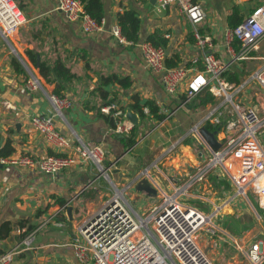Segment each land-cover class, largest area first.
<instances>
[{
  "label": "crops",
  "instance_id": "0c3cea01",
  "mask_svg": "<svg viewBox=\"0 0 264 264\" xmlns=\"http://www.w3.org/2000/svg\"><path fill=\"white\" fill-rule=\"evenodd\" d=\"M194 1L200 3L205 11V18L197 24H192L176 5L159 9L157 0H102L106 29L98 34L85 35L76 22L67 20L64 12L57 8V0H16L23 6L27 20L9 40L0 35V145L10 139L14 149L12 154L2 158H16L23 154L36 158L74 154L73 145L78 142L101 143L106 152V165L114 162L109 171L111 180L120 188L129 184V188L134 189L135 185H131V182L140 170L150 164L145 163L141 167L148 158L154 161L164 156L161 163L165 174L158 179L161 185L169 189L180 185V181L189 178L188 175H194L206 161L199 154L201 151L195 152L192 141L199 143L204 151L207 148L205 141L192 128L202 121L203 117L198 114L213 103L189 108L182 104L183 93L167 95L158 74L144 64L139 43L147 41L150 34L157 33L166 40L167 58H173L171 62L184 66L191 74L202 67L203 51L195 39V32H198L201 37L210 39L211 46L206 50H212L216 57L229 62L227 70L236 67L243 71L240 82H244V92L251 91L245 84L251 82L261 63L254 66L256 60H234L223 43L224 30L229 27L228 17L232 10L238 9L239 18L244 19L260 0ZM126 10L135 11L140 19L138 41L132 45L118 43L108 32V28L117 23V14ZM233 48L237 52L239 44L236 48L234 43ZM26 50L40 53L41 58L59 56L76 74L65 92L71 104L62 111V116L55 118L57 128L73 142L67 151L48 146L30 124L31 116L52 108L48 95L52 93L54 85L46 83L40 76L35 65L27 58ZM252 55L264 56V39ZM13 59L20 63L22 72L15 69ZM101 74H116L132 79L127 89L116 84L108 87L123 106V115L131 123V128L138 126L137 140L130 147H125L123 134L114 133L107 121L95 113L94 107L102 104L103 99L97 93H91V90ZM32 77L38 81L39 88H27ZM110 92L108 98L111 97ZM251 93L250 100L258 106L256 97ZM134 95L140 103L146 100L156 102L160 107L159 112L166 118L171 110L170 118H165L166 122L173 119V122H168L170 128L164 137L166 141L153 140L150 136L154 130L141 134L149 122L156 121L151 116L140 118L137 111L129 107ZM244 98L246 101L247 97ZM4 102L9 105L5 106ZM128 109L136 116V122L127 115ZM166 142L169 143L164 147ZM172 146L174 150L169 153L168 148ZM208 152L209 149L202 154ZM210 173L214 175L209 176ZM209 175L208 179L215 180L212 194L211 189L205 187L202 190V185L196 184L189 188L182 199L189 204L194 202L207 208L213 207L211 211L216 209L213 211L214 221L223 241L214 250L204 239L200 242L213 264L224 263L220 259L224 245L235 247L233 243L236 242L238 247L240 245L245 250L251 242L260 240L264 247V210L256 195L251 191L256 201L248 196L236 195L233 184L223 176L220 167L213 168ZM166 177H169L168 180ZM105 182L102 175L99 176L95 163L89 160H79L53 175L12 163H0V251L18 245L26 233L36 230L30 247L20 245L11 264H78L72 250V236L81 222L111 196L103 194ZM134 193L139 194L136 190ZM201 194L208 198L206 202L201 199L204 197ZM59 200L65 202L60 204ZM69 206L72 218L67 212ZM56 222H60V225ZM238 252L233 248L229 254L236 255ZM224 264L238 262L233 260Z\"/></svg>",
  "mask_w": 264,
  "mask_h": 264
},
{
  "label": "built area",
  "instance_id": "2783aa9c",
  "mask_svg": "<svg viewBox=\"0 0 264 264\" xmlns=\"http://www.w3.org/2000/svg\"><path fill=\"white\" fill-rule=\"evenodd\" d=\"M170 5H176L192 24H197L205 18L202 5L194 0H157L159 9ZM57 8L64 12L67 20L76 22L85 35L98 34L106 29L105 18H93L80 0H57ZM26 20L16 0H0L2 38L9 40ZM108 32L118 43L132 44L123 36L118 23L112 24ZM195 39L203 51V68L191 74L184 66L167 67V53L163 46L143 41L139 43V49L144 64L158 74L167 95L174 96L181 92L185 96L182 104H186L197 94L208 90L216 100L221 99L202 121L192 128V131L201 137L199 128L204 122L218 125L216 136L221 147L213 151L205 142L206 148L210 150L205 164L198 168L194 175H188L189 178L180 181V185H175L172 189L159 183L158 178L161 174L163 177V173L157 161L152 163L151 167L145 166L140 170L131 185L146 178L156 190L152 199L145 200V205H142L145 211L142 214L131 200L142 198V194L146 192L137 194L131 191V195L127 196L129 184L120 188L111 180L115 191L81 222L72 236V250L78 264H213L200 240L204 239L210 249L219 247L221 239L213 212L216 209L208 214L204 213L182 197L196 184L202 185V190L205 187L211 188L208 175L215 167H220L228 175L236 195L247 196V191H252L264 210V144L261 142V139L264 140V114H261L264 113V56L252 55L264 39V0H260L237 26L226 27L223 34L224 46L232 53L234 60L262 61L252 76L258 86L254 95L258 106L238 97L244 82L235 84L225 79L223 74L230 64L216 57L212 50H206L211 46L210 39L201 37L198 32H195ZM236 41L239 43L237 52L233 48ZM39 87L36 78L29 79L27 88L33 90ZM48 98L52 108L31 116L30 124L48 146L67 151L71 149L73 142L71 143L70 138L57 128L55 118L62 116V111L70 106L71 101L66 95L58 96L53 93L49 94ZM4 104L9 105L6 102ZM110 110L115 111L116 125L112 129L114 133H128L132 125L124 117L123 109L114 102L101 108L104 113ZM148 111L144 106L143 112L148 114ZM225 115L226 122L223 123L222 118ZM73 150L74 154L46 155L43 158L29 154L16 158L1 157L0 163H12L53 175L79 160H89L97 166L99 176L109 179L108 172L114 162L103 165L106 152L101 143L78 142L73 145ZM173 150L174 146L168 148L169 153ZM205 151L202 150L199 154L202 155ZM168 178L166 177L167 180ZM173 183L176 182L173 180ZM201 195L204 196L201 199L206 202L208 198L205 194ZM56 223L60 225V222ZM35 232L36 230L26 233L18 245L0 251V264H11L20 250V245L29 248ZM233 244L238 248L236 242ZM243 252L247 264L264 262V247L260 240L251 242Z\"/></svg>",
  "mask_w": 264,
  "mask_h": 264
},
{
  "label": "trees",
  "instance_id": "16d2710c",
  "mask_svg": "<svg viewBox=\"0 0 264 264\" xmlns=\"http://www.w3.org/2000/svg\"><path fill=\"white\" fill-rule=\"evenodd\" d=\"M85 10L96 20H100L101 17L104 15L103 10V2L102 0H80ZM18 6L22 9L23 6L18 3ZM243 19L239 18V11L238 9L234 8L231 14L228 17V26L235 27L237 26ZM117 23L120 26L121 32L123 36L132 44L137 43L139 37V25L140 19L136 15V12L133 10H126L122 13L117 14ZM147 41L151 42L155 46H163L165 48L166 40L159 36L157 33H152L147 37ZM131 44V45H132ZM236 48L239 44L237 41L235 42ZM25 54L29 61L35 65L37 68L40 76L45 80L48 84H53L54 89L52 91L53 94L61 96L65 95V92L70 88V84L72 81L75 80L76 74L71 72L70 67L62 62L59 56L56 58H41L40 53L36 51L26 50ZM41 58V59H40ZM173 58H166V66L167 67H177L179 66L177 62H171ZM12 64L15 69L22 72V66L20 63L13 59ZM203 66L201 67V69ZM244 74L243 71L240 72L238 68L234 67L230 70H227L223 76L230 82H234L235 84L240 83V78ZM78 79V78H77ZM119 85L123 89H127L132 84V79L128 76L119 77L116 74L112 75H99L96 80L95 87L91 90V93H97L98 96L103 99V103L95 106L94 109L96 110L99 116H102L105 121L111 126V129L115 128L116 125V118L114 117V110H110L108 113H104L101 111L102 106L109 105L111 103H116L120 105V101L112 95V92L109 91L111 85ZM109 92L111 93V97L108 98ZM184 100V95L182 96ZM108 98V99H107ZM206 103H215V97L208 91L205 90L200 94H197L193 99L189 100L185 105L189 108H196L197 106H202ZM146 106L148 108V114L143 112V107ZM130 108L137 111L139 117L141 118H148L152 117L157 122H161L164 120L165 115L159 112L160 107L154 102L153 100H146L143 103H140L137 96L132 97V102L129 105ZM137 125H134L129 134L126 136L123 134L124 144L125 147H130L135 144L136 134H137ZM204 127L210 131L218 132V125H213L210 122H204ZM0 140H1V133H0ZM186 142V141H185ZM14 152V149L11 145V140L7 139L0 145V157H8L10 154ZM65 200H59L60 204H63Z\"/></svg>",
  "mask_w": 264,
  "mask_h": 264
},
{
  "label": "rangeland",
  "instance_id": "374dc122",
  "mask_svg": "<svg viewBox=\"0 0 264 264\" xmlns=\"http://www.w3.org/2000/svg\"><path fill=\"white\" fill-rule=\"evenodd\" d=\"M256 56H259V55H256ZM262 63V61L261 60H256L255 61V64H254V66H257L259 63ZM260 63V64H261ZM249 74H251L250 72H249ZM249 74H247V76L249 75ZM252 75V74H251ZM246 76V77H247ZM250 83L249 84H245V85H247L246 86V88L249 86V88H251V91H249V92H244L243 90H241V93H239L238 94V97L241 99V100H243L244 99V97H247V99H246V102L247 103H249V104H254L255 103V101L254 102H252L251 100H250V93L252 94V96L255 98V96H254V93H255V90L256 89H258V86H257V83H256V81H255V79L254 78H251L250 79ZM243 89V88H242ZM177 94H180V93H177ZM183 100V99H182ZM219 100H221V99H217L216 101H215V103L214 104H212V105H210L207 109H205V110H202V112L201 113H199L198 114V116H201V117H204L207 113H208V111L211 109V108H213L215 105H217V103H218V101ZM171 113V110L168 112V114H170ZM167 114V115H168ZM261 114H264L263 112H261ZM171 116V115H170ZM170 116L169 117H167V118H170ZM166 118V119H167ZM203 119V118H202ZM163 121H165V120H163ZM163 121H161V122H149V124H147L146 126H145V130H143L142 132H141V134L143 135L144 133H146L147 131H149V130H154L153 131V134L150 136V137H152L153 138V140H155L156 142H158V141H166V138H164L165 137V134L167 133V130L170 128V126H169V123L168 122H173V119H169L168 120V122H166V123H164ZM222 121H223V123H225L226 122V115L222 118ZM141 135V136H142ZM176 137H178V136H176ZM187 138V137H186ZM182 141H184V140H182ZM186 142H188L189 140H185ZM184 141V142H185ZM261 142L264 144V140L263 139H261ZM167 143H169V142H166V144H164L163 146L165 147L166 145H167ZM192 145L194 146V150H195V152H198V151H202L203 150V148L199 145V143L197 144L196 142H193L192 141ZM208 156L209 155H207V154H205V153H203L202 154V157L204 158V160L206 161L207 160V158H208ZM164 156H162L161 158H159V159H157V160H154V161H151V158H148L147 160H145V162H144V164L141 166V167H143V166H145V163H150V164H148L147 166H150L152 163H154L155 161H157V164H160V166H161V171H162V173H163V175L165 174L164 173V170H163V167H162V158H163ZM105 158V157H104ZM153 158V157H152ZM103 165H105L106 166V161H105V159H103ZM151 161V162H150ZM151 167V166H150ZM151 171H153V169H151ZM155 171V170H154ZM108 173H110V172H108ZM213 176L214 174H211L210 173V175L209 176ZM161 176H162V174H161ZM223 176H225V178L228 180V175L225 173V172H223ZM209 178V177H208ZM104 180H106L107 181V183L105 182L104 184H105V188H103V194L105 195L106 193H108V195H110V194H112V192L113 191H115L114 190V184L111 182V176L109 175V179H104ZM209 181H210V183H211V188H207V189H211V194L215 191V186H214V182H215V180H213L212 178H210V179H208ZM176 185H178V184H176ZM219 185H221V184H219ZM120 187V186H119ZM131 191H135L134 189H130L129 191H128V194H127V196H129V195H131ZM134 193V192H133ZM247 196L249 197V198H251V200H253V201H256L255 200V197H254V195L252 194V192L251 191H247ZM152 197H153V195H149V194H146V193H144V194H142V198H134L133 200H131V203L138 209V211L142 214V212L143 213H145V211H144V209L142 208V205L144 204V202H145V200H150V199H152ZM256 199H257V196H256ZM188 203V202H187ZM190 204H193L194 206H197V208H199L201 211H203L204 213H209L210 211H211V208L213 209V207H211V208H207V207H205L203 204H198V203H194V202H191ZM145 205V204H144ZM143 209V210H142ZM223 229V228H222ZM219 238H220V235H219ZM201 241V240H200ZM222 241V240H221ZM227 244V243H226ZM233 250V248H235V252L237 251V250H239V252L235 255L234 253L233 254H229V253H232V250L230 249V248ZM239 247H240V249H239ZM239 247L237 248V247H232V245L230 244V246L227 244V245H224V246H222L221 247V250H222V252H221V254H222V257H220V259H222L221 260V262H233V260H236L237 262H238V264H247V262H246V259H245V256H244V252H243V250H242V246H240L239 245ZM216 252H217V250H216ZM211 258V257H210ZM232 258H233V260H232ZM223 263V264H224Z\"/></svg>",
  "mask_w": 264,
  "mask_h": 264
},
{
  "label": "water",
  "instance_id": "95a60500",
  "mask_svg": "<svg viewBox=\"0 0 264 264\" xmlns=\"http://www.w3.org/2000/svg\"><path fill=\"white\" fill-rule=\"evenodd\" d=\"M155 1L156 0H154V2ZM18 58L22 61V59L19 55H18ZM127 115L132 120H134V122H136V116L133 113H131L130 109L127 110ZM199 133H200L201 137L203 138V140L210 146V148L213 151H216L221 147V143L217 140L216 131H210L202 125L199 128ZM135 178H136V176H135ZM134 179L132 182L135 181ZM134 189L138 192L144 191L149 195H154L156 193L155 188L151 186V184L148 182V180L146 178H142L138 182H136ZM67 212L69 215L71 214V207L70 206L67 207ZM70 217H71V215H70Z\"/></svg>",
  "mask_w": 264,
  "mask_h": 264
}]
</instances>
